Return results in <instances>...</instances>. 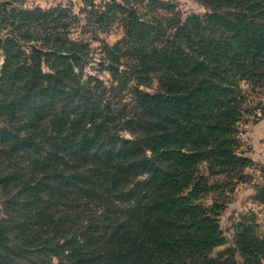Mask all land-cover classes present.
I'll list each match as a JSON object with an SVG mask.
<instances>
[{"label":"trees","instance_id":"1","mask_svg":"<svg viewBox=\"0 0 264 264\" xmlns=\"http://www.w3.org/2000/svg\"><path fill=\"white\" fill-rule=\"evenodd\" d=\"M197 1L0 2V264H264L254 216L213 254L264 118V0Z\"/></svg>","mask_w":264,"mask_h":264},{"label":"rangeland","instance_id":"2","mask_svg":"<svg viewBox=\"0 0 264 264\" xmlns=\"http://www.w3.org/2000/svg\"><path fill=\"white\" fill-rule=\"evenodd\" d=\"M3 0H0L2 2ZM8 1V0H7ZM15 5L25 8H50L57 3H67L71 1L75 11L82 6V0H12ZM176 4L177 8L183 14L191 12L203 13L204 7L198 3L197 0H170ZM109 42H114L120 37V31L113 29L110 33L103 34ZM153 87V86H152ZM146 91H152L151 87L145 88ZM264 101V93L261 95ZM240 139L242 148L246 150V155L254 161V166L248 168L245 172L246 178L244 180H235L232 186H228L221 194H217L218 200H224L225 206L220 211L218 216L219 225L226 237V242L217 246L213 250V254L221 251L232 244L233 234L236 225L241 221V216H254L256 225L254 229L262 234L264 232V205L255 201L253 196L255 194L254 185L261 182L259 169L264 165V118L254 122L252 118H248L246 123L240 124ZM217 179H222V176ZM3 217L0 207V218ZM42 256V254H39ZM45 264H57L58 257L53 255ZM64 259V257H62Z\"/></svg>","mask_w":264,"mask_h":264}]
</instances>
